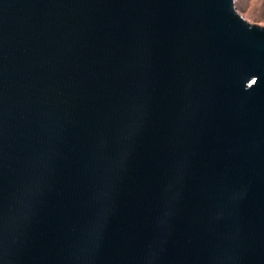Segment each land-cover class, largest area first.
<instances>
[{
    "label": "water",
    "instance_id": "water-1",
    "mask_svg": "<svg viewBox=\"0 0 264 264\" xmlns=\"http://www.w3.org/2000/svg\"><path fill=\"white\" fill-rule=\"evenodd\" d=\"M0 264H264V26L0 0Z\"/></svg>",
    "mask_w": 264,
    "mask_h": 264
},
{
    "label": "rangeland",
    "instance_id": "rangeland-1",
    "mask_svg": "<svg viewBox=\"0 0 264 264\" xmlns=\"http://www.w3.org/2000/svg\"><path fill=\"white\" fill-rule=\"evenodd\" d=\"M240 15L252 24L264 26V0H234Z\"/></svg>",
    "mask_w": 264,
    "mask_h": 264
}]
</instances>
